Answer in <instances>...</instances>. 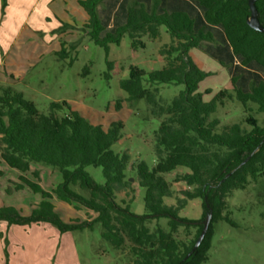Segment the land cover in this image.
I'll use <instances>...</instances> for the list:
<instances>
[{
	"label": "trees",
	"instance_id": "obj_1",
	"mask_svg": "<svg viewBox=\"0 0 264 264\" xmlns=\"http://www.w3.org/2000/svg\"><path fill=\"white\" fill-rule=\"evenodd\" d=\"M107 0H78L87 13L84 24L88 35L97 46L105 50L108 58L111 45L120 46L124 37L131 42L132 51L142 45L141 38L148 36L156 41L165 27L171 37L160 55L166 64L160 69L144 74L132 69L128 78L120 81V87L134 103L144 100L158 118L165 117L156 133L155 153L158 159L153 169L140 162L136 166L139 186L145 190L144 204L147 211L138 215L129 204H121L118 194L132 189L127 178L131 157L127 153H116L114 144L122 138L123 124L112 123L105 130L94 125L88 116L74 111L68 103H51L46 114L25 99L21 92L11 87L3 89L0 96V152L2 159L21 173H27L32 163H41L57 168L62 182L52 192L25 176L20 177L18 190L29 188L42 195V202L29 217L14 207L0 208V222L9 225L28 226L50 223L62 234L94 231L102 228V238L116 251L125 250L129 243L131 264H203L211 247L212 225L221 220L226 198L238 189H244L248 177L264 175V126L248 119L251 130L234 124L219 132V120L213 119L225 98H235L243 105L253 103L264 113V80H253L250 90L244 91L232 79L234 93L221 91L211 101H205L200 92L201 83L209 76L204 63L193 50L202 42H212V28H220L226 43L241 65L253 64L264 69V33L252 29L248 24L251 16L249 0H194L201 8L198 20L190 12L172 8L160 9L157 2L148 10L143 3H134L127 9L126 22L114 30L103 25L99 6ZM259 21L264 27V0H257ZM199 21V22H198ZM63 57L67 56L62 47ZM109 71L121 73L118 63L107 60ZM158 85H182V90L167 105H160L158 89L146 88ZM60 112H66L60 116ZM246 162L245 165L243 163ZM89 166L102 169L104 184L97 183L86 171ZM178 168L189 171L177 178L189 188L177 205L169 206L165 199L174 197V191L163 177ZM39 178V173H35ZM87 191L86 197L74 187ZM56 197L67 204H77L97 216L92 220L65 223L55 211L52 203ZM202 200L203 214L199 221H192L180 214L190 200ZM207 203L213 212L209 231L197 252L188 259L203 229L208 213ZM167 219L169 231L158 227L151 231L152 220ZM180 228H196L194 239L182 245L174 239Z\"/></svg>",
	"mask_w": 264,
	"mask_h": 264
},
{
	"label": "rangeland",
	"instance_id": "obj_2",
	"mask_svg": "<svg viewBox=\"0 0 264 264\" xmlns=\"http://www.w3.org/2000/svg\"><path fill=\"white\" fill-rule=\"evenodd\" d=\"M137 2L145 4L148 10L154 2L164 10L180 9L182 4H186L194 18L198 20L202 15L194 0H107L99 6L100 18L106 29L114 30L123 25L128 7ZM87 20V13L78 0H0V96L4 88L11 87L33 102L43 114L48 113L51 103L66 102L72 110L82 112L92 124L101 125L105 130L112 123L121 122L123 138L114 144L113 150L130 155L131 164L126 175L133 179V186L128 190L129 196L118 194L117 200L121 204H129L132 212L144 215L147 213L145 190L139 186L136 166L144 162L153 169L157 164L156 133L165 117L153 115L152 108L144 100L129 102L120 81L128 78L132 69L144 74L160 70L166 64L160 51L170 44L171 37L166 28L161 27L160 39L153 41L144 36L142 45L134 52L126 36L120 46L111 45L107 58L105 50L91 41L84 28ZM212 32L214 40L202 42L193 51L209 74L200 85L205 101H211L221 91L235 95L234 78L237 79L236 86L244 91L250 90L253 80H264V69L255 64L244 67L240 58L233 56L220 28H212ZM63 46L67 51L66 57L60 54ZM107 60L118 63L121 73L110 72ZM145 86L158 89L160 105L169 104L184 90V86L175 84ZM65 113L60 112L59 115L64 116ZM250 117L259 126H264V113L258 111V106L253 103L243 106L234 96L225 98L212 118L219 120L218 130L221 132L234 124L251 130ZM86 171L97 183H105L101 168L89 166ZM188 171L178 168L163 175L174 191L173 198L165 199L167 205H177V198H183V191L193 189L177 180ZM35 173H39V178ZM21 176L38 183L46 192H52L63 180L57 168L41 163H32L29 172L21 173L11 168L0 152V208L14 207L27 211L28 215L21 211L25 217L32 214L43 198L29 188L18 190L16 185L21 184ZM74 189L89 196L79 186ZM52 203L65 223L92 220L97 216L77 204H65L56 197ZM202 214V200L196 199L188 201L180 215L199 221ZM222 217L212 225L211 247L203 264H264V175L255 179L248 177L244 189L234 190L225 200ZM148 226L151 231L158 227L169 231L167 219L152 220ZM41 229V236L36 235L37 229H31L28 230L31 237L25 234L17 242L22 249L18 252L22 264H131L133 260L129 254V243L125 250L116 252L102 238L100 224L94 231L66 234L46 222L40 225ZM196 232V228H180L174 239L182 247L194 239ZM8 246L7 239L5 253L9 264L11 253Z\"/></svg>",
	"mask_w": 264,
	"mask_h": 264
},
{
	"label": "crops",
	"instance_id": "obj_3",
	"mask_svg": "<svg viewBox=\"0 0 264 264\" xmlns=\"http://www.w3.org/2000/svg\"><path fill=\"white\" fill-rule=\"evenodd\" d=\"M182 8H183V10L190 12V15L193 17V13H191L192 10L189 9L188 5L182 4ZM230 50H231V48H230ZM23 190H25V188H23ZM54 202H56V201L54 200ZM61 204H64V203H61ZM65 204H67V203H65ZM36 206H37V204L34 203V207H36ZM21 211H22V213H25V214L28 213L27 211H25V212H23V210H21ZM26 215H28V214H26ZM41 224L42 223L32 224V225H28V226H19V225H9L7 222H0V264H8V261H6L7 259H6V253H5V249H6V245H7V239L9 241L8 250L11 253V258L9 259V264H22L21 260L18 259L19 257H21V255H19L18 252L21 251L22 249L17 242L19 240H21L25 234H27L28 237H31L30 233H28V230H31V229L32 230L37 229L36 235L41 236L42 230H43V229L39 230ZM46 230H44V231H46ZM16 256H17V258H16ZM23 264H24V262H23Z\"/></svg>",
	"mask_w": 264,
	"mask_h": 264
},
{
	"label": "water",
	"instance_id": "obj_4",
	"mask_svg": "<svg viewBox=\"0 0 264 264\" xmlns=\"http://www.w3.org/2000/svg\"><path fill=\"white\" fill-rule=\"evenodd\" d=\"M256 1L257 0H249V5H250V9H251V16L248 19V24L252 29L259 31L261 33H264V27L261 25V23L259 21V13H258V9L256 7ZM245 164H246V162L243 163V165H245ZM132 181H133V179H131V182ZM207 208L209 209V211L206 214V217L203 221L202 232H201L195 246L193 247L192 251L187 255L186 259H188L193 253L197 252V250L201 246L202 242L204 241V239H205V237L209 231L211 221H212V217H213V212H212V209L210 208L209 203H207Z\"/></svg>",
	"mask_w": 264,
	"mask_h": 264
}]
</instances>
